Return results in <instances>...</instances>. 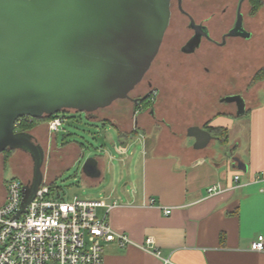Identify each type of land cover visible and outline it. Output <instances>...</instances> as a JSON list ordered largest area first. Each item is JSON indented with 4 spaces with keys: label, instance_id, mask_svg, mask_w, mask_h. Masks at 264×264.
<instances>
[{
    "label": "crops",
    "instance_id": "obj_1",
    "mask_svg": "<svg viewBox=\"0 0 264 264\" xmlns=\"http://www.w3.org/2000/svg\"><path fill=\"white\" fill-rule=\"evenodd\" d=\"M263 13L254 17L257 24ZM248 93L247 98L241 92L224 96H240L243 114L220 97L221 111L190 123L184 135L171 132L163 122L166 130L149 145L143 137L145 118L123 132L112 122L102 124L115 129L120 153L132 142L144 144L133 172L116 176L98 199L110 207L106 220L112 231L130 241L123 248L105 245L103 264H264V252L250 250L258 236L264 237V77ZM148 116L156 124L154 105ZM190 127L221 130L226 140L212 136L205 148L195 150L194 139L187 136ZM95 162L100 171V161ZM14 178L3 181L0 166V204L6 200L7 182ZM124 178L121 191L113 188ZM213 186L219 191L208 196ZM147 239L158 254L144 250Z\"/></svg>",
    "mask_w": 264,
    "mask_h": 264
},
{
    "label": "water",
    "instance_id": "obj_2",
    "mask_svg": "<svg viewBox=\"0 0 264 264\" xmlns=\"http://www.w3.org/2000/svg\"><path fill=\"white\" fill-rule=\"evenodd\" d=\"M173 1L185 13L182 0H0V153L19 150L33 163L18 215L38 192L42 157L30 134L15 132L16 121L64 111L87 116L129 100L160 51ZM243 1L228 37L250 38L242 28ZM189 19L198 40L202 27ZM222 101L244 113L240 96ZM187 136L195 150L214 139L200 127L188 128ZM86 168L90 178L99 176L95 161Z\"/></svg>",
    "mask_w": 264,
    "mask_h": 264
},
{
    "label": "rangeland",
    "instance_id": "obj_3",
    "mask_svg": "<svg viewBox=\"0 0 264 264\" xmlns=\"http://www.w3.org/2000/svg\"><path fill=\"white\" fill-rule=\"evenodd\" d=\"M260 1L262 6L257 14L264 12V0ZM238 3L239 0H184L181 5L195 24L207 20L204 24L210 37L220 41L233 25ZM249 11L250 4L245 0L240 16L244 18L246 35L254 36L252 40L228 39L224 48L202 41L192 54H185L180 49L192 32L187 18L179 13L173 1L170 24L160 51L142 82L129 94L130 99L146 94L153 97L156 124L148 116L151 108L136 112L130 99L116 101L91 114L90 118L83 113L61 112L56 117L65 116V119L57 133L49 132L50 120L39 123L30 135L42 157L40 187L54 188L56 194L67 201L74 198L98 200L110 184L116 182V176H125L128 170L133 172L144 148L143 143L135 141L129 144L126 153H120L116 148L115 129L102 126L104 122L114 123L123 132L145 118L148 127L143 137L149 145L163 132V122L170 125L171 132L184 135L190 123L221 111L220 97L241 92L247 98L249 90L257 83L252 82L254 76L264 66V13L257 24ZM97 160L101 163L100 180L92 183L86 164ZM0 166L3 181L13 175L14 179L25 183L32 178L33 163L27 153L17 150L5 155L0 153ZM123 180L121 184L114 183L113 188L121 191L126 182L125 178Z\"/></svg>",
    "mask_w": 264,
    "mask_h": 264
},
{
    "label": "built area",
    "instance_id": "obj_4",
    "mask_svg": "<svg viewBox=\"0 0 264 264\" xmlns=\"http://www.w3.org/2000/svg\"><path fill=\"white\" fill-rule=\"evenodd\" d=\"M63 122V118L54 117L48 123L49 132L57 133ZM238 179L234 177L235 182ZM25 185L18 179L6 184V200L0 204V264H103L105 245L116 243L123 248L130 244L126 236L110 228L106 220L109 206L100 200L67 201L46 185L39 187L35 198L18 215ZM218 191L213 186L207 195ZM150 206H154L153 201ZM101 209L105 212L100 216ZM164 214L169 215L170 209ZM144 250L158 254L151 239L146 240ZM250 250L264 252V237L258 236Z\"/></svg>",
    "mask_w": 264,
    "mask_h": 264
},
{
    "label": "trees",
    "instance_id": "obj_5",
    "mask_svg": "<svg viewBox=\"0 0 264 264\" xmlns=\"http://www.w3.org/2000/svg\"><path fill=\"white\" fill-rule=\"evenodd\" d=\"M249 4H250V11L249 14L251 17H255L257 12L259 11V9L261 8V1L260 0H248ZM264 77V68H262L261 70H259V72L254 76L252 82H258L260 81V79L262 80V78ZM153 99L152 96H149L145 99H143L140 103V106L135 107L136 112L139 111V109H148L152 107V102L151 100ZM65 113V112H63ZM54 117H42L39 119H29V118H22L20 120H18L16 122L15 125V132L17 134H30V132L41 122L44 121H49L54 119ZM61 118L65 119V116H62ZM208 131L210 132V134L212 136H214L217 140L222 141L223 143L225 142V132L218 130V129H208ZM121 135H123L122 133H119V136L121 137ZM13 150H5L3 151L1 154L5 155L7 152H10ZM51 191H53V188H50Z\"/></svg>",
    "mask_w": 264,
    "mask_h": 264
},
{
    "label": "flooded vegetation",
    "instance_id": "obj_6",
    "mask_svg": "<svg viewBox=\"0 0 264 264\" xmlns=\"http://www.w3.org/2000/svg\"><path fill=\"white\" fill-rule=\"evenodd\" d=\"M245 1V0H244ZM243 1V2H244ZM174 2H176V1H174ZM182 2H184V0H182ZM173 3V2H172ZM172 3H171V6H172ZM239 3H240V0H239ZM239 3H238V6H237V10H236V13H235V20H234V22H233V25H232V27L227 31V33L226 34H224V35H222V37H221V40L220 41H216V40H213L211 37H210V34H209V31H208V28L206 27V25L204 24V22H208L207 20H204L203 22H200V23H198V24H196V25H198V26H200V27H202V28H200L198 31H199V34H201V36L200 37H198V40H193L194 39V36H195V31L194 30H192L191 28H190V19H189V17L190 18H192V16H190V14L189 13H187V12H185V13H183V12H181L180 10H179V8H178V4H177V2H176V4H177V9H178V11H179V13L181 14V15H183L184 17H186L187 18V20H188V28L191 30V32H192V35H191V37L187 40V42L181 47V51L182 52H184L185 54H192L195 50H197L199 47H200V45H201V43H202V41H206L207 43H210V44H213V45H216V46H218L219 48H224V47H226L227 46V40L228 39H241V40H243V41H245V42H248V41H250V40H244V37H241V36H238V37H228L227 36V34H229L230 33V31L234 28V26H235V23H236V19H237V14H238V8H239ZM243 4V3H242ZM242 4H241V6H242ZM241 6H240V10H241ZM192 20H193V18H192ZM194 21V20H193ZM243 21H244V18H242V28H243ZM195 23V22H194ZM243 30H244V28H243ZM245 31V30H244ZM240 33H242V32H240ZM206 35H208V37L206 36ZM195 46H197L196 48H194ZM189 51V53H186V51ZM183 53V54H184ZM149 96H151L150 94H146V95H144L143 97H136V98H131L130 100L132 101V104H133V106L134 107H138V106H140V103H141V101L143 100V99H145V98H147V97H149ZM129 100V101H130ZM90 116H91V114H89V115H87V117L88 118H90Z\"/></svg>",
    "mask_w": 264,
    "mask_h": 264
}]
</instances>
